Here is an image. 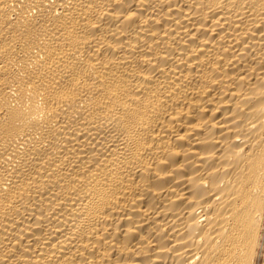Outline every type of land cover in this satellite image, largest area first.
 I'll return each instance as SVG.
<instances>
[{"label":"bare ground","instance_id":"6f19581e","mask_svg":"<svg viewBox=\"0 0 264 264\" xmlns=\"http://www.w3.org/2000/svg\"><path fill=\"white\" fill-rule=\"evenodd\" d=\"M0 264H264V0H0Z\"/></svg>","mask_w":264,"mask_h":264}]
</instances>
